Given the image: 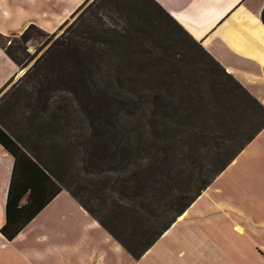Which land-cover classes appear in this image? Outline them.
<instances>
[{
  "label": "rangeland",
  "instance_id": "rangeland-1",
  "mask_svg": "<svg viewBox=\"0 0 264 264\" xmlns=\"http://www.w3.org/2000/svg\"><path fill=\"white\" fill-rule=\"evenodd\" d=\"M145 11L149 14L150 8L143 0H87L54 36L36 32L22 44L25 28L0 40L2 48L24 47V53H17L23 65L0 90V121L131 248L155 238L263 120L198 46L156 17L148 25ZM61 40L89 51L90 60L82 62L88 67L85 85L106 89V96L94 93L114 107L105 120L112 123L117 153L97 166L86 145L95 141L89 121L96 127L102 121L88 119L71 92L83 71L68 61L65 51L49 59L53 44ZM38 60H46L42 86L49 90L44 95L51 109L71 113L61 124L50 125L51 112L40 114L41 122L31 120L41 88L31 76ZM39 133L41 147L35 148Z\"/></svg>",
  "mask_w": 264,
  "mask_h": 264
},
{
  "label": "crops",
  "instance_id": "crops-1",
  "mask_svg": "<svg viewBox=\"0 0 264 264\" xmlns=\"http://www.w3.org/2000/svg\"><path fill=\"white\" fill-rule=\"evenodd\" d=\"M85 1L0 0V34L56 32ZM153 1L264 107V0ZM17 71L0 48V90ZM13 166L0 145V229ZM182 215L135 259L62 190L13 240L0 233V264H264V128Z\"/></svg>",
  "mask_w": 264,
  "mask_h": 264
},
{
  "label": "trees",
  "instance_id": "trees-1",
  "mask_svg": "<svg viewBox=\"0 0 264 264\" xmlns=\"http://www.w3.org/2000/svg\"><path fill=\"white\" fill-rule=\"evenodd\" d=\"M144 4L150 8V12L148 14L145 11V18L147 20L148 25H153L151 17H156L157 20L165 21L168 24H171L175 30L182 33L185 37L190 39L196 46L200 48V50L208 57V59L218 68L220 73L226 77L228 82L244 97L248 102H250L256 111L263 116V120L256 129L254 134L250 137L247 144H249L253 138L264 128V107L253 98L231 75L225 72V70L206 52L203 48L195 42L155 1L153 0H143ZM86 3V1L72 14V16ZM135 14L139 11L138 5H135V8L132 9ZM67 20L59 27L61 29ZM58 29V30H59ZM36 32H44L40 28L35 25H29L21 35V43L24 44L28 42L32 38V34ZM55 33L51 34L54 36ZM5 37L0 34V40ZM64 42L57 41L52 46V50L49 52V59L53 56V54L57 52H66L68 61H71L74 66L78 69H81L83 73H81V80L77 82L78 86L74 87L71 92L77 96V104L79 107L83 109L84 114L89 117L94 118L95 120L102 121V123L96 127L94 126L93 121H89L90 124V139L94 138L95 141L88 143L86 148L88 152L94 156L97 160V163L94 165L97 166L101 160L103 161L109 155H114L117 153V147L114 144V140L111 137V129L112 123L109 125L105 119L109 118L106 115L112 114L114 107L111 103L106 101V97L99 99V96L94 92H102V95H107L106 89H97L91 90L88 86L85 85L86 80L85 76H88V67L82 65V62L88 61L89 59V51L80 52L79 48L72 44V40L70 42L66 40ZM69 42V43H68ZM12 43L10 44V46ZM72 45V46H71ZM0 48L4 51L7 57L13 61L17 67L22 66V60L17 56L18 52L24 53V47L22 45H18L17 47L11 49ZM71 49V51H69ZM46 60H38L33 68L35 72L31 74L37 80V82H41V88L37 91L36 94V111L37 115L31 118L32 122L39 120L41 122L42 115L40 114H51L48 115V119L50 125L52 124H61L63 120L69 118L71 113L67 109H60L59 107H55V109H51L49 99L45 94H48V89L45 90L44 85L42 86V80L44 78L41 73L43 69V64ZM217 76V75H216ZM93 93L95 95H93ZM93 96H90V95ZM111 116V115H110ZM35 123V122H34ZM40 125V123H37ZM109 128V130H107ZM114 130V129H113ZM36 142L33 143V147H41V137L43 134L39 133ZM88 140V139H87ZM246 144V145H247ZM0 145L13 157L14 166L12 171L11 180L9 183L7 200H6V222L4 226L0 229V233L9 241L13 240L19 232L62 190L67 191L93 218H95L99 224L135 259L141 258V256L150 249V247L158 240V238L166 231L168 228L176 221V219L181 216L189 206L202 194V192L208 188L211 183L215 180V178L223 171L225 168L233 162L235 157L245 148H241L238 153L227 163L223 164L218 172L213 176L212 179L208 180L201 188L198 190L192 198L188 199L184 204H182L176 211L172 220L165 226L151 241L148 243L138 247L131 248L119 239H117L113 234L105 227V225L99 221L90 209H88L84 203L78 199L74 193L70 192L66 188H63L60 185V176L48 165L46 160L40 155L36 153L34 148L30 149L26 147L21 141H16L9 133L8 128L3 125L0 121ZM52 151V150H51ZM49 158H54L49 155ZM26 199V202L22 204V201Z\"/></svg>",
  "mask_w": 264,
  "mask_h": 264
},
{
  "label": "bare ground",
  "instance_id": "bare-ground-1",
  "mask_svg": "<svg viewBox=\"0 0 264 264\" xmlns=\"http://www.w3.org/2000/svg\"><path fill=\"white\" fill-rule=\"evenodd\" d=\"M19 75H20V74H19ZM182 216H183V215H182ZM180 218H181V217H180ZM180 218H179V219H180ZM238 230H239V231H242L243 229L241 230V229L239 228Z\"/></svg>",
  "mask_w": 264,
  "mask_h": 264
},
{
  "label": "water",
  "instance_id": "water-1",
  "mask_svg": "<svg viewBox=\"0 0 264 264\" xmlns=\"http://www.w3.org/2000/svg\"><path fill=\"white\" fill-rule=\"evenodd\" d=\"M23 32V31H22Z\"/></svg>",
  "mask_w": 264,
  "mask_h": 264
}]
</instances>
